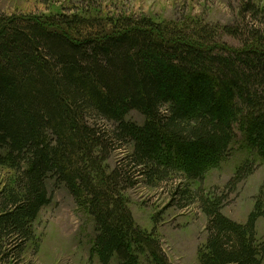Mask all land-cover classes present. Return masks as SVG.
Instances as JSON below:
<instances>
[{
	"label": "trees",
	"instance_id": "trees-1",
	"mask_svg": "<svg viewBox=\"0 0 264 264\" xmlns=\"http://www.w3.org/2000/svg\"><path fill=\"white\" fill-rule=\"evenodd\" d=\"M131 111L144 122L127 120ZM237 131L255 157L236 170L232 188L264 161V30L93 11L0 15V167L12 172L0 193L1 263L35 240L51 178L93 217L92 255L103 264H140L141 256L171 264L155 230L142 229L130 210L132 169L151 186L178 176L201 181L230 155ZM117 143L131 152L111 167ZM179 193L208 216L201 264H264L256 228L263 193L245 223L222 213L215 192L176 187L173 200Z\"/></svg>",
	"mask_w": 264,
	"mask_h": 264
},
{
	"label": "rangeland",
	"instance_id": "rangeland-1",
	"mask_svg": "<svg viewBox=\"0 0 264 264\" xmlns=\"http://www.w3.org/2000/svg\"><path fill=\"white\" fill-rule=\"evenodd\" d=\"M245 3L243 0H0V15L42 16L93 11L100 15L147 16L178 25L195 21L202 25H230L243 31L264 30V0H255L256 6L248 10ZM221 40L233 47L243 44L240 38L230 35H222ZM126 118L138 124L144 122L137 111H131ZM89 122L93 124V118H89ZM98 126L113 128L114 125L102 120ZM237 137L230 155L210 168L201 181L178 176L151 186L143 181L138 170L132 169L134 185L126 192L130 210L142 229L155 230L171 264H201L198 250L208 236V216L199 203L184 201L180 193L177 200H173L172 189L177 187L182 192L189 187L202 188L205 193L215 192L222 197V213L239 223L247 221L261 193L264 198V161L260 157L255 161L252 174L235 188L229 187L236 170L245 160L255 157L239 144L242 133L237 131ZM130 152L125 144L117 143L110 152L111 167L127 158ZM10 173L9 169L0 167V193ZM47 190L51 202L42 208L34 222L35 240L20 249L12 248L5 258L6 264H103L97 253L92 255L96 226L87 208L77 202L64 183L49 178ZM256 228L258 236H264V216L258 219ZM108 264H119L117 257ZM140 264L151 263L141 256Z\"/></svg>",
	"mask_w": 264,
	"mask_h": 264
}]
</instances>
